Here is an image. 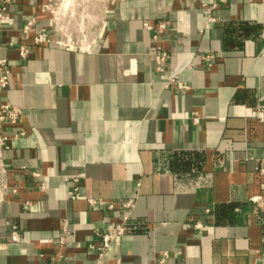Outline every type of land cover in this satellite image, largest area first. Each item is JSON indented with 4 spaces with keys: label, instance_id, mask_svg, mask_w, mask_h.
<instances>
[{
    "label": "crops",
    "instance_id": "obj_1",
    "mask_svg": "<svg viewBox=\"0 0 264 264\" xmlns=\"http://www.w3.org/2000/svg\"><path fill=\"white\" fill-rule=\"evenodd\" d=\"M42 2L13 0L0 31V106L20 110L2 125L17 192L0 203V264L263 260L264 207L250 198L264 194V0H94L68 25L71 48L56 32L35 42ZM147 21L167 22L157 41ZM113 222L127 230L100 255L90 246Z\"/></svg>",
    "mask_w": 264,
    "mask_h": 264
},
{
    "label": "built area",
    "instance_id": "obj_2",
    "mask_svg": "<svg viewBox=\"0 0 264 264\" xmlns=\"http://www.w3.org/2000/svg\"><path fill=\"white\" fill-rule=\"evenodd\" d=\"M13 0H3L0 3V31L2 28V24L9 20L10 15L8 12V5L11 4ZM81 9V0H43L41 4V12L45 15H48L49 26L42 28L39 32L35 35V42L36 43H49L52 42V33L60 36L57 38V42L62 44L66 47L71 48L74 44L73 38L70 36V33L67 32L68 25L70 24L71 20L77 18L76 11ZM41 17L35 16L30 18L26 24L22 28V33L24 38H28L30 32L35 30L36 24L39 22ZM145 27L153 32V39L155 41L158 40L159 34L164 32L167 28V22L162 21L158 24V26L152 25L150 22L144 23ZM1 43V39H0ZM160 50V52L156 53L155 55V62L156 68L159 71L163 70L164 63L167 59V53L162 50L159 45L156 47ZM20 55L23 58H27L30 53V48L25 45L19 46ZM11 69L10 66L5 58H0V91L6 88L11 81L10 78ZM167 84H179V86L183 87L179 81L176 79L168 80ZM20 110L11 106L10 104H2L0 106V203L3 202L9 195H14L17 192V189L14 187L9 186L7 173L8 167L6 165L4 159V150L7 149L9 136L2 131V125L4 123L14 124L19 120ZM256 171L264 179V158L258 160ZM76 191L75 188L69 194L72 198H76ZM251 203H253L258 208L264 207V194L259 196H252L250 198ZM93 204H96L95 200H91ZM135 205L134 200H129L120 204V207L125 211H130ZM109 209L115 208L114 203L108 204ZM125 220L128 219V216L124 217ZM198 228H201V224H197ZM13 234L12 237L14 240L19 239V231L18 226L16 224L12 225ZM127 227L125 224L122 223H110L103 232H98L97 235L101 238L102 244L100 246H95L92 244L90 247L92 249L98 250L100 255H103L107 248L110 246L111 242L116 239L117 237L125 234ZM64 234L63 236L57 241V244L60 247H64L67 243V235L69 234L68 227L66 223L64 224ZM163 259L161 263L163 264L166 259L170 257L168 252H163ZM178 264H183L179 262ZM254 264H264V259L258 261Z\"/></svg>",
    "mask_w": 264,
    "mask_h": 264
},
{
    "label": "rangeland",
    "instance_id": "obj_3",
    "mask_svg": "<svg viewBox=\"0 0 264 264\" xmlns=\"http://www.w3.org/2000/svg\"><path fill=\"white\" fill-rule=\"evenodd\" d=\"M94 0H81V6H87L90 2H93ZM105 1V0H100Z\"/></svg>",
    "mask_w": 264,
    "mask_h": 264
}]
</instances>
